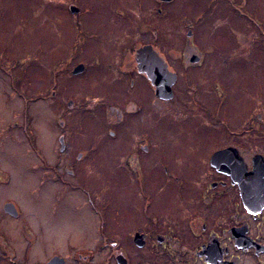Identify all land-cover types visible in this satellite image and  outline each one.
<instances>
[{
	"label": "flooded vegetation",
	"instance_id": "af4514ba",
	"mask_svg": "<svg viewBox=\"0 0 264 264\" xmlns=\"http://www.w3.org/2000/svg\"><path fill=\"white\" fill-rule=\"evenodd\" d=\"M248 1L234 4L233 13L251 24L247 33L251 41L257 42L258 35L264 40V26L257 21L264 17L260 10L264 0L259 5ZM160 11L157 8V15ZM148 23L140 28L152 40L126 39L116 56L103 57L99 44L106 41H93L89 57L85 45L71 46L61 68L71 75L70 81L66 78L73 85L61 86L64 102L57 118L59 128L66 124L67 130V145L63 140L59 152L65 153L68 146L71 173L88 179L93 175L92 161L110 144L104 138L81 144L73 141L74 136L79 131L89 134L88 115L97 110L111 112L103 127L123 154L119 168L133 178L138 204L112 199L111 183L100 191L90 184L75 188L86 207H75L74 212L90 216L80 225L86 233L75 236L65 228L67 221L60 220L65 218L61 217L65 199L61 189L54 194L26 193V208L4 199L0 201V264H264V83L255 75L259 63L251 59L247 65L255 78L253 85L239 76L229 85L223 71L208 68L210 63L204 62L205 55L217 52L214 46L207 53L189 47L175 57L180 73L160 50L156 28ZM242 36L241 40L248 39ZM148 46L175 73L170 100L155 94L142 70L148 61H143L138 50ZM79 66L80 72L73 73ZM57 85L52 79L50 98L56 96ZM233 91L250 105L238 109L237 124L230 122L227 112ZM211 94L214 100L209 99ZM152 103L160 109L159 115L153 114ZM221 109L226 114L224 125L154 130L161 121V126L169 122L167 115L162 118L164 110L217 124ZM75 114L80 116L78 122L83 119L79 129ZM222 150L232 156L230 167L212 161Z\"/></svg>",
	"mask_w": 264,
	"mask_h": 264
},
{
	"label": "rangeland",
	"instance_id": "374dc122",
	"mask_svg": "<svg viewBox=\"0 0 264 264\" xmlns=\"http://www.w3.org/2000/svg\"><path fill=\"white\" fill-rule=\"evenodd\" d=\"M241 1L172 0L168 5H160L155 0H0V201L11 200L18 207L26 208V193L41 190L54 194L61 189L65 196L61 217L65 218L60 220L67 221L65 228L75 236L86 233L80 225L90 218L89 214L81 217L74 212L75 207L85 206L83 197L75 192V188L90 184L100 191L111 183L112 199L138 204L133 178L119 168L123 154L118 144L107 138L103 127V121L111 112L106 114L104 110H97L95 115H88L86 123L89 134L79 131L74 136L73 141H80L81 144L87 143V139L98 142L102 138L110 144L106 143L107 149L99 151L95 161H92V176L81 179V175L71 173L72 160L68 146L65 153L59 152L60 139L67 145L66 124L63 128L57 124L64 102L60 97L61 86L72 88L73 85L69 82L71 75L61 68V63L69 59V49L76 43H80L81 47L85 45L87 49L84 51L89 57L93 41H106L99 44L105 58L118 55L119 47L127 40L139 38L148 42L151 34L142 31L140 26L143 22H149L156 28L160 50L180 73L182 69L175 57L189 47L207 53L214 46L217 52L205 55L204 62L210 63L208 68L215 66L219 73L224 72L225 84L228 82L230 85L239 76L245 84L251 81L253 85L255 78L247 67L251 59L259 63L255 75L263 84L264 40L259 39L258 35L257 42L251 41L247 35L251 24L246 19H237L233 13V5ZM249 1L257 5L261 2ZM70 6H75L79 12L72 13ZM260 7L264 13V5ZM157 8L161 10L158 15ZM168 12L170 17L166 15ZM263 19L259 17L257 20L261 27L264 26ZM188 32H191V36H188ZM240 35L248 39L241 40ZM253 42L255 45L251 47ZM208 77L212 79V76ZM182 78L179 77L178 82H182ZM52 79L59 85L54 98L49 96ZM180 86L178 83L177 89ZM232 95L228 100L227 112L230 122L237 124L241 115L238 109L249 108L250 105L243 95L240 99L238 92L233 91ZM209 99L214 100L215 96L211 94ZM152 105L153 114L159 115L160 109L155 107V103ZM217 113L220 121L211 124L205 118L198 121L188 115L183 118L174 111L169 113L164 110L162 118L167 115L169 122L161 126V121L159 126L154 125V130L162 132L224 125L221 121L226 114L223 109ZM261 114L264 115L263 112ZM78 118L80 116L75 114L73 119L79 129L83 119L78 122Z\"/></svg>",
	"mask_w": 264,
	"mask_h": 264
},
{
	"label": "water",
	"instance_id": "95a60500",
	"mask_svg": "<svg viewBox=\"0 0 264 264\" xmlns=\"http://www.w3.org/2000/svg\"><path fill=\"white\" fill-rule=\"evenodd\" d=\"M163 2H168L171 0H160ZM69 10H71L72 13H78L79 10L75 6H70ZM188 36H191V33L188 32ZM138 53L141 57H144L143 61H148L147 64H145V68L142 67V70L147 72V76L149 78V81L153 84L155 88V94L161 99L170 100L172 99L173 93H171L172 85L175 84L176 76L175 73L169 72L167 70L168 66L167 63L162 60L161 58H158L157 55L153 50H151V47H143L138 50ZM81 66L76 68L73 73L80 72ZM144 68V69H143ZM61 142V148L60 150H63L64 147V141L60 139ZM212 161L217 163L219 166L227 165L230 167L232 164V156L229 154L228 150H222L218 151V153H215L213 155Z\"/></svg>",
	"mask_w": 264,
	"mask_h": 264
},
{
	"label": "trees",
	"instance_id": "16d2710c",
	"mask_svg": "<svg viewBox=\"0 0 264 264\" xmlns=\"http://www.w3.org/2000/svg\"><path fill=\"white\" fill-rule=\"evenodd\" d=\"M26 107V106H25ZM25 114H26V111H25ZM26 124H28V122H26ZM25 130L27 129L26 127L24 128ZM28 132V131H27ZM28 134H30V132H28ZM32 136V135H30Z\"/></svg>",
	"mask_w": 264,
	"mask_h": 264
},
{
	"label": "bare ground",
	"instance_id": "6f19581e",
	"mask_svg": "<svg viewBox=\"0 0 264 264\" xmlns=\"http://www.w3.org/2000/svg\"><path fill=\"white\" fill-rule=\"evenodd\" d=\"M44 117H45V114H44ZM45 119V118H44ZM42 128V127H41Z\"/></svg>",
	"mask_w": 264,
	"mask_h": 264
}]
</instances>
